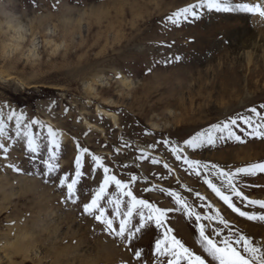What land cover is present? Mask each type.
I'll use <instances>...</instances> for the list:
<instances>
[{"label":"rangeland","instance_id":"374dc122","mask_svg":"<svg viewBox=\"0 0 264 264\" xmlns=\"http://www.w3.org/2000/svg\"><path fill=\"white\" fill-rule=\"evenodd\" d=\"M263 1L230 0L233 5L264 7ZM195 3L198 0H0V108L5 116L14 109L25 114V122L41 120L64 134L59 169L49 173L43 163L47 149L42 159H32L26 141L15 136L14 122L6 121L8 151L0 150V264L166 262L167 257L155 251L163 228L146 224L129 244L82 212L83 203L103 182V168L93 155L101 157L110 174L129 183L137 198L174 209L164 227L209 264L214 262L199 244L200 224L206 232L231 229L264 246V221L240 217L206 183L211 180L241 210L264 214L259 206L236 197L212 167L233 171L264 162V139L250 135L252 129L240 119L251 116L255 124L264 117V79L256 73L264 67V18L205 8L195 19L176 24L167 20ZM10 22L22 27L17 50L12 44L19 35ZM235 41L240 45L233 50L229 43ZM234 82L242 91L232 101ZM98 107L114 113L116 123L99 114ZM252 108L261 117L251 113ZM230 119L238 120L233 127L243 143L218 131L213 132V144L185 143ZM86 120L102 131L87 126ZM34 131L47 135L46 130ZM80 148L89 151L82 154ZM77 156L82 176L79 200L72 203L65 199L66 186L59 185L58 177L76 179ZM237 186L250 199L264 200V173L243 177ZM116 191L109 186V193ZM177 197L201 220L189 216ZM106 199L101 204L107 207ZM121 211H126L123 204ZM109 215L117 226L119 218L110 208ZM209 216L214 219H206ZM138 220L134 213L128 226ZM137 250L142 253L139 260Z\"/></svg>","mask_w":264,"mask_h":264},{"label":"snow or ice","instance_id":"6c2138e0","mask_svg":"<svg viewBox=\"0 0 264 264\" xmlns=\"http://www.w3.org/2000/svg\"><path fill=\"white\" fill-rule=\"evenodd\" d=\"M207 9L209 11L215 10L217 12H244L258 15L264 18V7L259 4H236L233 5L230 0H198V3L189 5L174 12L167 17V20L173 24H176L180 19L185 21L189 18H198L200 9ZM264 107V106H262ZM251 113H255L257 117H261V113L256 108L250 109ZM23 112L17 113L14 109H9L5 116L4 109L0 108V150L8 151L4 139L6 133H8V123L14 122L16 129L15 136L20 140H25L27 150L32 159H42L41 153L47 149L48 159L43 160L44 165L49 173L56 172L59 169L58 159L59 150L62 143L61 138L63 132L55 130L51 125L45 124L41 120H28ZM243 123L248 125L252 129L250 135L264 139V117H261L262 122L253 124L251 116L247 118L241 117ZM233 126H238L237 119H230L224 122L222 125L217 124L212 126V131L207 133H199L191 139L185 141L188 145L196 147L200 144L215 143L216 137L213 132L218 131L220 133H227V138H235L236 141L243 143V139L240 135H236ZM34 129H39L41 132L46 130V137L39 135ZM10 139V137H7ZM46 140V145L44 141ZM77 146L78 142H77ZM87 148H80V152L87 153ZM173 152H178L176 147L172 148ZM92 160L98 167L103 168V182L100 184L98 190L91 196L89 202L83 203L82 212L87 215L93 216V218L100 222L107 230L109 235L126 241L129 244L132 243L133 238L137 233H140L146 224L154 223L156 228H163V237L155 241V251L158 257H167L166 262L162 261L161 264H209V260L205 259L203 255L196 254L185 244L177 239L175 235H170L172 229L164 227L165 217L167 213L174 209H162L156 205L150 203L148 200L139 199L133 194L129 183L118 179L116 175L110 174V169L104 166L101 157L93 155ZM156 161H153L155 163ZM193 166L199 165V161H186ZM14 167V165H9ZM205 168L208 166L205 165ZM217 174L223 177L226 181L227 187L236 196L244 201H247L249 206H259L264 210V200H252L248 196H245L238 188L237 184L243 177L255 176L258 173H264V162L252 163L245 167H238L233 171H225L218 166L213 165ZM19 171V169H16ZM75 176L76 179H72L68 182L70 177L65 175L63 178H59V185L61 187L66 186L67 195L65 199L76 203L79 200L77 195V185L82 176L81 173V157L77 156L75 159ZM136 177H131V180H135ZM206 183L217 196L224 201L227 206L232 209L233 212L238 213L240 217H245L249 221H264V214L257 215L255 212H249L241 210L235 203H233L229 195L224 194L211 180H207ZM114 185L117 190L116 193H109V186ZM120 197H127L128 200H121ZM107 198V199H106ZM106 199L107 207L101 204L102 200ZM177 203L187 212L189 216H195L197 221L201 220L199 214L193 213L189 206L177 197ZM124 205L126 211H121V205ZM109 208L115 213V217L119 218V223L114 226L115 221L112 216L109 215ZM144 209L147 212L143 211ZM134 213L139 216L137 224L133 227H129V223ZM208 220L214 219L209 216ZM220 224L227 226V222L217 216ZM199 244L203 249V252L211 258L214 264H264V246H257L253 240L248 236L232 231L229 229L228 233H223L217 228H212L211 232H206V227L203 224L199 225ZM135 257L139 260L142 253L137 250L134 252Z\"/></svg>","mask_w":264,"mask_h":264},{"label":"bare ground","instance_id":"6f19581e","mask_svg":"<svg viewBox=\"0 0 264 264\" xmlns=\"http://www.w3.org/2000/svg\"><path fill=\"white\" fill-rule=\"evenodd\" d=\"M252 1H255V2H257V1H261V0H252ZM264 2V1H263ZM245 18V17H244ZM246 20V19H245ZM9 27H11V29L13 30V31H16V34H18L19 35V37L17 38H15L14 39V42L15 43H13L12 44V47H13V49H19V47H20V44H21V41L23 40V36L22 35H20V33H21V30H22V27L21 26H14V25H12L11 24V22L9 23ZM236 39V38H235ZM230 45H232V49L233 50H235V49H237L238 47H239V45H238V42H231V43H229ZM210 45V44H209ZM202 49V48H201ZM187 52V55H189L188 54V51H186ZM201 55H202V53H201ZM250 64V63H249ZM256 73H258V75H260L261 76V78L262 79H264V67L263 68H261V69H259L258 70V72H256ZM253 74V73H252ZM255 74V73H254ZM254 74H253V76H254ZM122 78V77H121ZM238 83L236 82H234V84H233V86H232V90L230 91V96H231V99H232V101H234V96H236L237 94L239 95V93L242 91V88L239 86V85H237ZM237 88V90H234V88ZM262 93V92H261ZM263 93H264V91H263ZM97 112L99 113V114H102V115H104V116H106V117H108L109 119L111 118L112 119V121L114 122V123H116V121H117V116L114 114V113H111V112H109V111H107V110H105V109H103V108H100V107H98L97 108ZM263 115V114H262ZM87 126H89V127H91V128H94V129H96V130H98V131H102V129H100L99 127H97L96 125H94V124H92V123H90V122H88L87 120L84 122ZM222 231V230H221Z\"/></svg>","mask_w":264,"mask_h":264}]
</instances>
